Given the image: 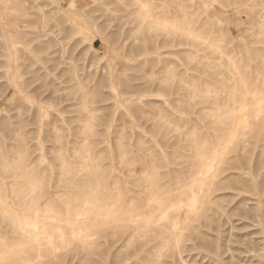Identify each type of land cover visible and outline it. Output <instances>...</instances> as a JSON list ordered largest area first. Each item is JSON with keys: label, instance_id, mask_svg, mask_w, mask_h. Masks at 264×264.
Listing matches in <instances>:
<instances>
[{"label": "rangeland", "instance_id": "1", "mask_svg": "<svg viewBox=\"0 0 264 264\" xmlns=\"http://www.w3.org/2000/svg\"><path fill=\"white\" fill-rule=\"evenodd\" d=\"M154 263L264 264V0H0V264Z\"/></svg>", "mask_w": 264, "mask_h": 264}, {"label": "bare ground", "instance_id": "2", "mask_svg": "<svg viewBox=\"0 0 264 264\" xmlns=\"http://www.w3.org/2000/svg\"><path fill=\"white\" fill-rule=\"evenodd\" d=\"M7 1H8V0H7ZM135 2H136V1H135ZM136 3L138 4V2H136ZM141 10H142V9H141ZM148 11H149V10H148ZM149 12H150V11H149ZM143 13H144V11H143ZM145 13H146V12H145ZM152 13H153V12H152ZM177 13H178V12H177ZM144 15H145V14H144ZM149 16H150V15H149ZM145 17H146V16H145ZM151 17H152V16H151ZM153 17H154V16H153ZM185 17H186V16H185ZM147 18H150V17H147ZM156 20H157V19H156ZM70 21H71V20H70ZM149 21H150V23H152L153 20H150V19H149ZM163 21H164V20H163ZM154 23H155V22H154ZM166 23H167V22H166ZM158 24H159V23H156V25H158ZM160 24H161V23H160ZM161 26H162V25H161ZM163 28H164V27H163ZM165 28H166V27H165ZM170 31H172V30H170ZM175 33H176V32H175ZM177 33H179V32H177ZM189 38H191V37L189 36L188 39H189ZM195 38H196V37H195ZM195 38H194V39H195ZM191 41H192V40H191ZM194 41H195V40H194ZM198 43H200V42H198ZM202 44H203V43H202ZM234 44H235V43H234ZM191 45H192V43H191ZM205 46H206V45H205ZM217 47H218V46H217ZM216 51H217V50H216ZM216 51H215V52H216ZM217 54H219V52H217ZM228 62H229V61H228ZM229 65H230V64H229ZM232 73H233V72H232ZM234 74H235V73H234ZM234 74H233V75H234ZM234 76L236 77V74H235ZM235 77H234V78H235ZM235 80H237V79H235ZM238 80H239V79H238ZM236 82H237V81H236ZM233 83H234V82H233ZM237 84H238V83H236V85H237ZM239 84H240V83H239ZM240 85H241V84H240ZM237 89H238V88H237ZM236 91H237V90H236ZM232 92H233V90H232ZM237 92H238V91H237ZM235 94H236V92H235ZM236 95H237V94H236ZM235 100H236V99H235ZM254 100H256V99H254ZM258 101H259V100H258ZM245 102H246V101H245ZM234 103H235V102H234ZM257 103H259V102H257ZM82 104H83V103H82ZM236 104H237V103H236ZM234 106H235V104H234ZM235 107H236V106H235ZM253 107H254V106H253ZM256 107H257V106H256ZM83 108H84V107H83ZM232 108H233V106H232ZM233 110H234V111H235V110L237 111V109L234 108V109L231 110V112H232ZM249 110H250V109H249ZM252 111H253V110H252ZM231 112H230V113H231ZM232 113L234 114V112H232ZM232 113H231V116H233ZM254 113H255V111H254ZM254 113H253V114H254ZM231 116H230V117H231ZM237 116H238V115H237ZM248 116H249V114H248ZM234 117H235V116H234ZM246 117H247V115H246ZM218 118H219V117H218ZM248 118H249V117H248ZM251 118H252V117H251ZM251 118H250V119H251ZM253 118H254V117H253ZM88 120H89V119H88ZM231 120H232V119H231ZM234 120H235V118H234ZM234 120H233V121H234ZM245 120H246V119H245ZM252 120H254V119H252ZM236 122H237V121H236ZM236 122H235V124H236ZM238 122H239V121H238ZM252 122H253V121H252ZM231 123H232V122H231ZM240 123H241V121H240ZM247 123H248V121H247ZM247 123H246V124H247ZM231 125H232V124H231ZM239 125H240V124H239ZM236 126H237V124L235 125V129H236ZM253 126H254V125H253ZM232 127H234V124H233ZM240 127H241V126H240ZM242 128H243V127H242ZM237 129H238V128H237ZM229 130H231V127H230ZM232 131H233V128H232ZM232 131H229V133L232 132ZM234 132H235V130L233 131V133H234ZM236 132H237V131H236ZM231 135H232L231 137L234 138V136H233L234 134L231 133ZM236 135H238V133H237ZM241 135H242V134H241ZM241 135H240V136H241ZM244 136H245V135H244ZM235 137H236V136H235ZM241 137H242V136H241ZM229 138H230V134H229ZM236 139H237V138H236ZM243 139H244V138H243ZM229 140H230V139H229ZM241 140H242V139H241ZM241 140H240V141H241ZM227 141H228V137H227L226 142H227ZM230 141L232 142V138H231ZM242 141H243V140H242ZM226 142H225V143H226ZM231 142H230V143H231ZM233 142H235V141H233ZM237 142H239V141H237ZM228 143H229V141H228ZM226 144H227V143H226ZM234 144H235V143H234ZM244 145H245V144H244ZM227 146H228V144H227ZM234 146H235V145H234ZM225 147H226V145H225ZM84 148H85V147H84ZM226 149H227V148H226ZM230 149H231V148H230ZM223 150H225V149H223ZM223 150H222V151H223ZM222 151H221V153H222ZM224 152H225V154L227 153L226 150H225ZM218 153H219V152H218ZM221 153H220V155H221ZM220 155H219V156H220ZM222 155H223V153H222ZM222 155H221V156H222ZM223 156H224V155H223ZM197 157H198V156H197ZM220 158H221V157H220ZM220 158H218V160H219ZM222 158H223V157H222ZM222 158H221V159H222ZM216 159H217V158H216ZM198 160H199V158H198ZM200 160H201V157H200ZM214 160H215V158H214ZM219 161H220V160H219ZM221 161H222V160H221ZM245 161H246V160H245ZM200 162H202V161H200ZM203 163H204V162H203ZM215 164H216V162H215ZM220 164H221V162H220ZM217 165H218V163H217ZM214 166H215V165H214ZM214 166H213V167H214ZM185 168H186V167H185ZM214 168H215V167H214ZM197 170H198V169H197ZM213 170H214V169H213ZM215 170H216V168H215ZM207 171H209V170H207ZM201 172H202V171H201ZM212 172H213V174H215L214 171H212ZM216 172H217V171H216ZM90 174H91V171H90ZM201 174H202V173H201ZM217 174H218V172H217ZM217 174H215V175H217ZM215 175H214V176H215ZM211 176H212V177H211V180H212V178H213V180H214L215 177H213V175H211ZM194 177H195V176H194ZM194 177H192V178H194ZM192 178H191V180H193ZM206 179H207V177L204 178V180H206ZM209 179H210V178H209ZM211 180H210L209 182H213V181H211ZM201 181H203V179L200 180V183H202ZM206 181H207V180H206ZM195 182H196V181H195ZM95 183H96V182H95ZM190 184H191V183H190ZM203 184H204V186H203V187H204L203 190L205 189V187L208 188V184H210V186L212 185L211 183H208V181H207V185H206V186H205L206 182H204ZM203 184H202V185H203ZM96 185H97V184H96ZM195 185H196V184H194V186H195ZM197 185H199V183H197ZM197 185H196V186H197ZM192 187H193V186H192ZM192 187H190V188L192 189V192L194 193L195 191H194V189H193ZM200 187H201V185H200ZM196 188H197V187H196ZM198 188H199V187H198ZM209 188H210V187H209ZM186 189H187V188H186ZM186 189L181 190V191L179 190L178 192H176L177 195H176L175 199H178V200L181 201V202H185V201H187V200L189 199V198L187 199V197H189V196L192 194V192H190V191L187 192V191H185ZM209 190H211V189H208V191H209ZM201 191H202V189H201ZM208 191H207V194H208ZM196 192H197V191H196ZM205 192H206V191H205ZM173 194H174V193H173ZM195 194H196V193H194V195H195ZM196 195H197V194H196ZM203 195H205V194H204V193L202 194V198L206 196V195H205V196H203ZM169 196H170V195H169ZM166 197H167V196H166ZM199 197H201V195H199L197 198L199 199ZM191 198H192V197H191ZM197 198H196V196H195L194 203H195V201L198 200ZM159 199H160V198H159ZM193 199H194V198H192L191 200H193ZM203 199H204V198H203ZM191 200H190V201H191ZM200 200H201V199H200ZM200 200H198V201L200 202ZM154 201H155V200H154ZM154 201H153V202H154ZM187 202H188V201H187ZM202 203H203V202H202ZM189 204H190V203H189ZM192 205H193V204H192ZM198 205L200 206V204H198ZM164 207H165V206H164ZM187 207H188V206H187ZM189 207H190V205H189ZM200 207H201V206H200ZM200 207H198V208H200ZM150 208H151V207H150ZM182 208H184V206L181 207V208H178V210H179L180 212L183 213V212L185 211V209H182ZM156 210H157V211H155V212H158V214H159V217H158V220H157L158 222H161V223H163V222H165V223H169V222H170V223H172V221H174L175 218H176V213H175V216H174V213L171 212L168 208H161V207H160V208H158V209H156ZM197 210H199V209H197ZM216 210H217V209H216ZM155 212H154V213H155ZM201 213H202V212H201ZM129 214H130V213H129ZM177 214H178V213H177ZM195 214L197 215L198 212L196 211ZM220 214H221V213H220ZM222 215H223V214H222ZM32 216H33V215H32ZM122 216H123V215H122ZM126 216H127V217H129V216L132 217L133 215H128V214H126ZM194 216H195V215H194ZM119 217H120V216H119ZM119 217H118V218H119ZM124 217H125V216H124ZM124 217H122V218H124ZM130 217H129V218H130ZM113 218H114V217H113ZM113 218H111V219H113ZM115 218H116V217H115ZM115 218H114V219H115ZM120 218H121V217H120ZM136 218H137V219H136ZM181 218H182V217H181ZM191 218H192V217H191ZM193 218H194V217H193ZM59 219H60V218H59ZM101 219H102V218H101ZM108 219H109V218H108ZM126 219H127V218H126ZM133 219H134V220H133ZM133 219H132V220H129V221H132V223L135 222V223H138V224H139V221L142 220L143 222H140L141 224H147V223H149V222H148V219L145 217L144 213H141L140 215H137V217H134ZM195 219H196V217H195ZM16 220H17V219H16ZM60 220H61V219H60ZM85 220H86V219H85ZM97 220H98V219H97ZM185 220L188 221V217H187ZM192 220H193V219H192ZM192 220H189V221L191 222ZM70 221H72V220H70ZM86 221H87V220H86ZM86 221H85V222H86ZM89 221H92V219H90ZM95 221H96V220H95ZM111 221H112V220H111ZM126 221H128V220H126ZM126 221H125V222H126ZM144 221H145V222L147 221V223H144ZM83 222H84V221H83ZM103 222H104V221H103ZM113 222H114V221H113ZM117 222H118V221H116L115 223H117ZM119 222H120V221H119ZM122 222H123V221H122ZM183 222H184V221H183ZM77 224H78V223H77ZM77 224H74V225H77ZM81 224H82V223H81ZM111 224H112V222H111ZM122 224H123V223H122ZM154 224H155V223H154ZM184 224L186 225V222H185ZM78 225H80V223H79ZM128 225H129V224H128ZM188 225L190 226V223H189ZM133 226H135V225H133ZM142 226H143V225H142ZM142 226H141V228H142ZM150 226L153 227V228H152L153 230H150V231H151V232H158L159 235H162V234H164V233H167L170 237H173V236H175V235L177 236V234L174 233L175 231H174V232H171V231H173V230H171V229H172L171 226L169 227V226L161 225V224H160V225H148V224H147V225L145 226V228L151 229ZM189 226H188V227H189ZM74 227H75V226H74ZM154 227H155V228H154ZM186 227H187V226H186ZM179 228H180V227H179ZM62 229H63V228H62ZM60 230H61V229H60ZM64 230H65V228H64ZM64 230H63V231H64ZM112 230H113V229H112ZM185 230H186V228H185ZM185 230H184V231H185ZM52 231H53V230H52ZM90 231H91V229H90ZM179 231H180V230H179ZM106 232H107V231H106ZM181 232H182V231H181ZM181 232H180V233H181ZM20 235H21V234H20ZM49 235H50V234H49ZM53 235H54V234H53ZM178 237H179V240H180V235H179ZM178 237H177V238H178ZM173 238H174V237H173ZM29 240H30V239H29ZM174 240H175V239H174ZM176 240H177V239H176ZM27 241H28V240H27ZM32 242H33V241H32ZM56 242H57V241H56ZM175 242H177V241H175ZM23 243H24V241H23ZM30 243H31V242H30ZM30 243H29V244H30ZM21 244H22V243H21ZM27 244H28V243H27ZM27 244L25 243L24 245H27ZM54 244H55V243H53V245H54ZM177 244H178V243H177ZM177 244H175V245H177ZM180 244H181V243H180ZM17 245H18V244H17ZM50 245H51V244H50ZM9 248H10V247H9ZM23 248H24V247H23ZM175 248H176V246H175ZM175 248H174V249H175ZM178 248H179V247H178ZM29 249H30V248H29ZM24 250H26V249H24ZM176 250H177V249H176ZM12 251H13V250H12ZM18 251H19V250H18ZM22 251H23V250H22ZM10 252H11V251H10ZM33 252H34V251H33ZM169 252H170V251H169ZM8 253H9V252H8ZM34 253H35V252H34ZM40 253H41V252H40ZM10 254H12V252H11ZM14 254H16V253L14 252ZM161 254H162V253H161ZM163 254H164V253H163ZM167 254H168V252H167ZM3 255H4V254H3ZM4 256H6V257H5V260H7V258L11 257V256H9V255H8V257H7V255H4ZM12 256H13V254H12ZM162 257H163V256H162ZM162 257H161V258H162ZM123 258H124V257H123ZM115 259H116V258H115ZM5 260H3V261H5ZM50 260H51V259H49V261H50ZM159 260H160V259H159ZM156 262H158V261H156ZM156 262H155V263H156ZM2 263H3V262H2ZM155 263H154V264H155Z\"/></svg>", "mask_w": 264, "mask_h": 264}]
</instances>
